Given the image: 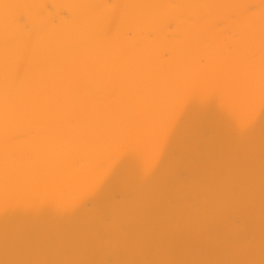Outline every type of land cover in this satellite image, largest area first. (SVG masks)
Listing matches in <instances>:
<instances>
[{
  "label": "bare ground",
  "instance_id": "1",
  "mask_svg": "<svg viewBox=\"0 0 264 264\" xmlns=\"http://www.w3.org/2000/svg\"><path fill=\"white\" fill-rule=\"evenodd\" d=\"M0 264H264V0H0Z\"/></svg>",
  "mask_w": 264,
  "mask_h": 264
}]
</instances>
